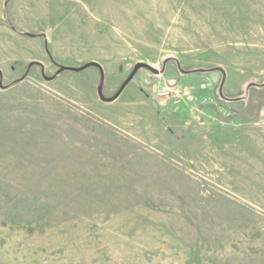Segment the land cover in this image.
I'll return each instance as SVG.
<instances>
[{"label":"rangeland","instance_id":"rangeland-1","mask_svg":"<svg viewBox=\"0 0 264 264\" xmlns=\"http://www.w3.org/2000/svg\"><path fill=\"white\" fill-rule=\"evenodd\" d=\"M0 264H264V0H0Z\"/></svg>","mask_w":264,"mask_h":264},{"label":"water","instance_id":"water-1","mask_svg":"<svg viewBox=\"0 0 264 264\" xmlns=\"http://www.w3.org/2000/svg\"><path fill=\"white\" fill-rule=\"evenodd\" d=\"M92 66H95L99 69L100 73H102V70H101V67L97 64V63H94V62H91V63H87L81 67H78V68H73V67H65V66H59L58 68V72H62V71H65V70H68V71H74V72H80V71H83L84 69L88 68V67H92ZM141 69H145L147 71H150L152 74H159V71L152 68L150 65L146 64V63H143V62H139V63H136L130 74L128 75V77L125 79V81L121 84V86L119 87L118 91L115 93V95L109 99H106L103 97L102 95V88L101 86L98 87V96L99 98L104 101V102H112L114 101L115 99L118 98V96L122 93V91L124 90V88L130 83V81L133 79V77L135 76V74L141 70ZM213 70H216V71H222L221 69L219 68H216V69H213ZM199 71H203V70H199ZM50 79H53V77L47 79V80H50Z\"/></svg>","mask_w":264,"mask_h":264}]
</instances>
